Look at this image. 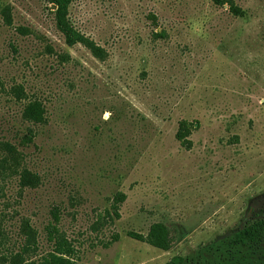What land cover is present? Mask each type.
Instances as JSON below:
<instances>
[{"label":"rangeland","instance_id":"rangeland-1","mask_svg":"<svg viewBox=\"0 0 264 264\" xmlns=\"http://www.w3.org/2000/svg\"><path fill=\"white\" fill-rule=\"evenodd\" d=\"M259 222L264 0H0V264H264Z\"/></svg>","mask_w":264,"mask_h":264},{"label":"trees","instance_id":"trees-1","mask_svg":"<svg viewBox=\"0 0 264 264\" xmlns=\"http://www.w3.org/2000/svg\"><path fill=\"white\" fill-rule=\"evenodd\" d=\"M63 32H65V30H63ZM264 234V222H259L256 224H253L252 226L244 229L243 231H241L238 235V244L244 245L246 243L252 242V243H257V242H261L262 239V235ZM137 238L141 239V240H145L147 241V243L156 246V247H160L159 243L153 242L152 239L150 238H144L143 236H138L135 235ZM56 264H70V262H65L64 259L62 258H58L55 260ZM170 264H181L180 260L179 261H173Z\"/></svg>","mask_w":264,"mask_h":264}]
</instances>
